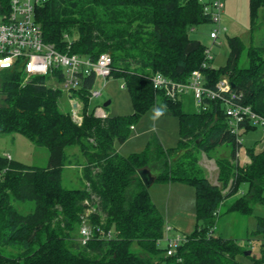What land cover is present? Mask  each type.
Wrapping results in <instances>:
<instances>
[{"label": "trees", "instance_id": "16d2710c", "mask_svg": "<svg viewBox=\"0 0 264 264\" xmlns=\"http://www.w3.org/2000/svg\"><path fill=\"white\" fill-rule=\"evenodd\" d=\"M11 1L0 0V15L9 13ZM213 1L51 0L36 9L45 42L59 52L92 59L112 56V77L124 80L134 114L95 117L88 96L96 80L91 77L75 93L83 103L79 125L72 113L60 109L63 92L49 84V77L24 84L19 68L0 73V135L21 134L49 151L45 168L0 155V264H264V244L261 257L247 256L237 240L216 235L228 199L235 200L226 214L250 217L256 206H264V149H248L251 163L245 167L238 156L241 137L257 127L247 125L236 135L229 130L223 103L187 113L185 96L174 101L152 83L156 73L186 83L200 70L210 87L227 77L234 91L244 94L246 105L264 116V42L247 51V68L239 66L245 46L236 37L229 39L224 67H202L208 48L190 34L211 23L204 9ZM261 14L264 0H250L252 33ZM61 80L58 73L57 82ZM152 108L178 118V148L150 142L142 153L119 154L117 145L128 141L135 123ZM224 145L232 148L231 155L217 160L215 185L202 176L198 154L212 158ZM72 148L82 156L69 155ZM85 163L84 186L64 187V170ZM142 169L156 173V183L180 182L195 189L194 230L172 257L167 246H160L165 218L139 175ZM97 199L99 212L85 218L92 209L89 201ZM28 203L34 210L26 214L22 208ZM84 223L95 228L87 244L80 234ZM110 231L112 239L103 236ZM253 236L264 238L263 217Z\"/></svg>", "mask_w": 264, "mask_h": 264}, {"label": "rangeland", "instance_id": "374dc122", "mask_svg": "<svg viewBox=\"0 0 264 264\" xmlns=\"http://www.w3.org/2000/svg\"><path fill=\"white\" fill-rule=\"evenodd\" d=\"M259 18L258 28L255 33H252L250 0H225V9L221 23L223 31L219 34L218 39L214 41L210 37L211 32L218 29L212 23L200 26L190 36L193 39L201 41L210 49L213 56L211 67L215 69L224 67L227 64L231 51L229 39L239 38L245 46L239 60V66L247 68L249 66L247 51L252 46H258L264 42V14H261ZM124 86L125 82L121 78L98 79L95 90L100 91L101 96L92 100L91 110L101 107L105 110L107 116L110 117L133 115V102L129 91ZM79 101L82 103V100ZM108 103L110 105L106 106ZM182 105L184 112L194 113L197 111L192 93H188L183 98ZM60 109L64 113L72 112L69 96L64 92L60 99ZM79 116L82 118L83 123L82 109ZM179 131L180 125L177 117L168 114H159L157 116L155 108H152L135 123L130 138L119 147L120 154L130 156L142 153L150 142H158L165 149H177L180 142ZM241 138L243 146L240 153L242 157H244L248 149H255L256 151L264 149V133L260 127L244 134ZM231 149V147L226 145L221 146L212 154V158L204 153L198 154L202 176L208 178L212 184L219 185L217 160L219 158H229ZM74 153L79 154L80 149H68L69 155L71 154L72 156ZM0 155H11L14 160L31 166L44 167L49 162L48 149L38 147L30 139L21 134L0 135ZM86 165L88 164L85 163L84 167ZM83 170L84 168L80 169V167L66 168L63 175L64 187L67 189H79L83 187L85 184V181L81 180ZM148 189L155 204L164 215L165 234L168 224L173 229H178V231H173L170 237L177 235L186 237L191 234L195 227V189L188 184L180 182H172L170 184L154 183ZM98 200L89 201L92 209L87 211L85 218L91 213L99 212ZM234 200V198H230L227 202L230 204ZM227 207L223 209V214L218 219L216 235L225 239L237 240L247 251L253 253V257H261L264 238L262 236H253V232L257 229L258 218H264V206H256L253 215L250 217L238 214H226ZM22 209L24 213L28 214L33 212L34 205L28 203L23 205ZM168 217H171L172 220ZM160 246L162 248L167 246L166 236L160 242Z\"/></svg>", "mask_w": 264, "mask_h": 264}, {"label": "built area", "instance_id": "2783aa9c", "mask_svg": "<svg viewBox=\"0 0 264 264\" xmlns=\"http://www.w3.org/2000/svg\"><path fill=\"white\" fill-rule=\"evenodd\" d=\"M50 1L12 0L9 13L0 15V73L19 68L25 77L24 84L36 77H49L50 85L69 96L73 105V119L81 125L82 118L79 113L83 108V103H80V99L75 96V93L81 90L83 79L111 78L113 58L108 53L101 54L97 59L81 57L76 54H64L59 52L54 45L46 43L42 27L36 21L35 12L38 7ZM224 9V0H214L204 9L205 14L210 17L211 23L218 27L210 34L214 41L223 31L221 23ZM212 61L211 51L207 49L203 69L209 68ZM58 73L61 75V82H57ZM152 83L156 90L164 91L174 101L192 93L199 112L206 111L210 102L223 103L229 130L236 135L243 134L247 125L260 127L264 133V116L256 113L251 106L246 105L244 94L235 92L227 77H223L215 87H210L200 70L194 71L186 83L174 82L164 75L156 73L152 76ZM88 96L92 101L100 97L101 92L91 88ZM94 114L95 117L103 120L108 117L102 108L96 109ZM6 157L9 160L12 159L10 155ZM173 231L171 226H166L165 236L167 256L169 257L174 256L180 245L186 241V237L180 235L170 237ZM98 232L101 230L98 229ZM80 234L82 243L87 244L94 238L95 228L84 223ZM103 236L112 239L113 233L110 231Z\"/></svg>", "mask_w": 264, "mask_h": 264}, {"label": "crops", "instance_id": "0c3cea01", "mask_svg": "<svg viewBox=\"0 0 264 264\" xmlns=\"http://www.w3.org/2000/svg\"><path fill=\"white\" fill-rule=\"evenodd\" d=\"M98 79H102V80H104L103 78H96V80H95V85H96V82H97V80ZM95 85H94V89H95ZM71 102V101H70ZM92 102V101H91ZM71 105H72V103H71ZM98 108H101V107H98ZM72 110H73V105H72ZM96 110V109H95ZM104 110V109H103ZM105 111V110H104ZM155 112H156V115L157 116H159V113H157V110L155 109ZM72 113V112H71ZM134 129V127L132 128V130ZM126 143V142H125ZM124 143V144H125ZM121 145H123V144H118L117 145V151H118V153L120 154L121 152L119 151V147L121 146ZM241 151V150H240ZM73 155H78V156H80L81 157V153H79V154H76V153H74ZM11 156V155H10ZM12 157V156H11ZM12 159L14 160V158L12 157ZM251 162V160H250V158H249V156H248V154L246 153L245 155H244V157H242L241 156V153L239 152V164L241 165V166H246L247 164H249ZM22 163V162H21ZM26 165V164H25ZM47 165V164H46ZM28 166H31V165H28ZM35 167H38V166H35ZM46 166H44V167H40V168H45ZM82 168H84V166H80V169H82ZM152 173V172H151ZM152 176L154 177V179H155V176H156V173H152ZM154 183H156L155 181H154ZM153 183V184H154ZM152 184V185H153ZM154 201V200H153ZM155 203V202H154ZM170 220H172L171 219V217H168ZM174 221V220H173ZM195 224H196V210H195ZM169 225V224H168ZM174 231H178V229L177 228H174Z\"/></svg>", "mask_w": 264, "mask_h": 264}, {"label": "water", "instance_id": "95a60500", "mask_svg": "<svg viewBox=\"0 0 264 264\" xmlns=\"http://www.w3.org/2000/svg\"><path fill=\"white\" fill-rule=\"evenodd\" d=\"M233 87H234V86H233ZM108 105H110V103H108L106 106H108ZM139 175H140V177H141L143 183L145 184V186H146L147 188H149V187L154 183V181H155L154 177L152 176L151 171L148 170V169H142V170H140V171H139ZM251 253H252L251 251H247V252H245V254H246L247 256H250Z\"/></svg>", "mask_w": 264, "mask_h": 264}]
</instances>
